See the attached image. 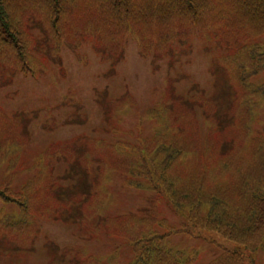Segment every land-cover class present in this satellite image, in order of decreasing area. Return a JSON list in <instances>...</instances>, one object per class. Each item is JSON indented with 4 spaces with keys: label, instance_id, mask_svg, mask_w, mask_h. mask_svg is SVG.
<instances>
[{
    "label": "trees",
    "instance_id": "1",
    "mask_svg": "<svg viewBox=\"0 0 264 264\" xmlns=\"http://www.w3.org/2000/svg\"><path fill=\"white\" fill-rule=\"evenodd\" d=\"M32 28L45 29V38L37 39ZM192 29L206 45L217 42L225 48L217 62L234 87L228 106L220 109L213 98L200 95L175 96L165 87L138 118V130L143 119L151 123L150 135L127 130L123 136L118 134L120 119L132 102H113L108 116L115 121V140L83 136L55 149L69 166L85 169L83 181L91 165L99 170L89 192H69L74 204L69 203V212L79 200L77 220L89 225L95 214L99 219L101 203L109 201L110 177L124 173L127 186L164 197L184 218L183 232L217 235L235 244H216L222 251L211 264H256L257 253L264 252V82L255 80L264 72V0H0V62L34 75L39 64L31 65L29 59L38 43L47 42L55 54L63 43L77 46L80 37L96 40L97 48L105 47L102 52L117 54L114 59L132 37L146 56L152 44L164 51ZM196 106L202 108L206 126L202 134ZM15 120L0 108V165L9 169L23 151ZM49 157L41 152L34 163L42 169ZM48 176L30 179L18 191L10 179L0 184V230L13 238L15 248L29 247L35 217H51L64 206L61 193L41 184ZM53 182L49 176L48 185ZM9 205L14 208L8 210ZM103 215V226L131 247L129 264H191L196 259L172 246L171 229L154 217ZM74 264H112V258L85 254Z\"/></svg>",
    "mask_w": 264,
    "mask_h": 264
},
{
    "label": "rangeland",
    "instance_id": "2",
    "mask_svg": "<svg viewBox=\"0 0 264 264\" xmlns=\"http://www.w3.org/2000/svg\"><path fill=\"white\" fill-rule=\"evenodd\" d=\"M43 31L31 30L39 40L45 38ZM78 43L73 47L63 43L55 54L49 51L47 42L38 43V50L30 51L31 65L39 64L34 75L0 62V108L4 114L16 118L23 140L20 161L10 169L5 163L0 165V184L5 185L10 179L12 189L18 191L28 180L48 172L54 182L48 185V176L41 184L46 186L45 190L61 193L65 202L50 213L51 217H35L28 248H15L13 238L0 230V264H74L85 254L104 261L112 258V264H129L133 258L131 247L123 236L115 231L112 234L103 226V213L108 217L136 214L148 220L154 217L171 229L172 246L195 255L191 264H211L222 251L216 244L225 248H234L235 244L217 235L201 238L196 233L183 232L185 220L169 202L151 190L127 186L124 173L110 177L109 201L101 203L99 219L95 214L89 225L77 220L75 214L80 201L69 212V203L74 205L69 201V192H89V183L99 170L96 164L91 165L83 181L85 169L76 164L69 166L63 157L57 156L55 149L83 136L115 140V121L109 118L108 111L113 102L121 99L132 102V108L122 114L118 134L126 136L129 130L139 136L150 135L151 123L143 119L140 131L136 128L138 118L160 99L165 87L175 96H205L213 98L212 102L220 109L226 108L234 87L217 62L225 48L217 42L206 45L195 29L164 51L158 52L152 44L146 56L132 37L125 41L117 59H114L117 54L102 52L105 47L97 48L96 40L80 37ZM255 80L264 82V72ZM195 119L202 134L206 126L200 106L195 107ZM41 152L50 155L43 159L42 169L34 163ZM13 208L9 205L7 209ZM256 260V264H264V252L257 253Z\"/></svg>",
    "mask_w": 264,
    "mask_h": 264
}]
</instances>
